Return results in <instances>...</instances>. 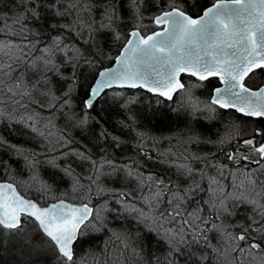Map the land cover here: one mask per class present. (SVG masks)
<instances>
[{
  "label": "trees",
  "instance_id": "1",
  "mask_svg": "<svg viewBox=\"0 0 264 264\" xmlns=\"http://www.w3.org/2000/svg\"><path fill=\"white\" fill-rule=\"evenodd\" d=\"M213 1L0 0V180L42 205L94 207L71 261L51 242L57 264H264V119L213 104L217 78L185 74L171 100L112 88L85 106L130 29L148 33L161 11L195 16ZM244 83L264 84V70ZM247 182L258 210L229 195ZM24 226L37 223L0 228Z\"/></svg>",
  "mask_w": 264,
  "mask_h": 264
},
{
  "label": "snow or ice",
  "instance_id": "2",
  "mask_svg": "<svg viewBox=\"0 0 264 264\" xmlns=\"http://www.w3.org/2000/svg\"><path fill=\"white\" fill-rule=\"evenodd\" d=\"M23 4L24 0H20ZM36 0H29V3H35ZM45 0H39L40 6L44 5ZM50 6L55 5L56 0H47ZM236 5L231 8L228 4H217L215 9H209L199 20L189 19L183 13H165L162 17L156 18V23L168 22L170 28L165 29L163 33H157L155 36H149L146 39H139L134 42L129 40L132 45L130 52L135 54L138 64L136 71H130L124 74V79L130 81V86H136L137 80L149 81L151 73L155 72L160 76V80H151L156 89H166L160 91V95H168L175 91L176 87H182L178 82L173 86L175 74L186 68H196L192 71L193 76L198 71L207 72L209 75L219 76L226 82L224 89H217V96L213 98V103H218L221 96L229 94L238 100H251V97L244 96L249 90L244 86V78L254 69L264 70V0H233ZM32 15L38 21H42L39 12L31 9ZM253 17V20H247V16ZM55 16H64V13H53ZM58 25L53 23L51 27ZM134 36L138 35L133 33ZM159 37H163L160 39ZM59 43V41H57ZM231 50V51H230ZM242 50V51H241ZM211 57V59H208ZM160 65L164 69L160 72L155 65ZM143 67V71L140 70ZM106 75L101 73V76ZM117 78L119 76L117 75ZM200 80L207 79L205 75H199ZM100 83L92 89L90 98L86 101V106L91 107L96 95L99 94ZM143 86V85H141ZM239 88V91L236 89ZM152 87L149 91H153ZM264 93V89H261ZM259 94L252 93V97H258ZM221 107L234 106V104L221 103ZM242 109L237 108V111ZM246 115L264 116V102H257L255 107L249 106ZM251 144L252 141H246ZM264 155V145L256 149ZM16 207L11 212L8 211L7 203H0V225L4 228L17 229L19 219L17 212L26 211L29 207L24 201L17 199ZM35 209V205H31ZM78 213V214H77ZM31 215L35 216L39 222L43 233L53 241L62 257L67 260L73 259L69 244L76 237V231L81 224L88 218L87 209H72L65 212L64 208L57 209L53 206L51 218L48 210L43 212L33 211ZM53 220L60 223L53 224ZM239 240H245L241 235ZM264 240V237L261 238ZM39 248V245H36ZM251 248H259V243H252Z\"/></svg>",
  "mask_w": 264,
  "mask_h": 264
},
{
  "label": "water",
  "instance_id": "3",
  "mask_svg": "<svg viewBox=\"0 0 264 264\" xmlns=\"http://www.w3.org/2000/svg\"><path fill=\"white\" fill-rule=\"evenodd\" d=\"M221 3L228 4L231 8L236 7V5L233 3V0H215L210 5L203 8L202 11L196 16H192L189 13L183 11L182 9H179L177 7H173V8H170L168 10H164V11L156 14L153 17V21L156 23L157 17H162V16H164L165 13H169V12L183 13V15L185 17H188L189 19L199 20L201 17L204 16L205 12H207L209 9H215V6L217 4H221ZM253 17H256V19L258 20V16H256L255 13H253V16H247V20L251 21V20H253ZM156 24L161 25V27L158 29H155L153 31H150V32L146 33L145 35H142V33L137 28H132L129 30V35H128L127 39L125 40L123 45L120 47L117 54L114 56L112 62L108 66L102 67L98 70V72H97V74H96V76H95V78H94V80H93V82L89 88L88 96L85 98V106H86V101L91 96L92 89L96 88L98 86V82H101L100 83V90H99V94L96 95L93 102L96 99H98L105 91L112 89V88H140V89L147 91L151 94L158 95V96L162 97L163 99L171 100L173 98V96L176 94V92L183 87V83L180 80L181 76L183 74L193 76L191 74V72L197 71L196 68H186L185 70L178 71L175 74V81L173 82V86H175V84L178 82V84L182 85V87H176L175 91H172L170 93L171 99H169L168 95H160V91H166V89H156L155 85L151 83V80H160L161 79V77L156 75L155 72H152L151 69H148V71L151 73L150 80L149 81L137 80L136 86H134V87L130 86V83H131L130 81L123 78L125 73L130 72V71H136L137 67H138V64L134 63L137 60V57L135 54L130 52V48L132 47V45H129L128 41L132 40V41L136 42L139 39H146L149 36H155L157 33H163L165 31V29L170 28V24L168 22H163V23H159V24L156 23ZM133 33H137L138 35L134 36ZM159 38L163 39V37H159ZM208 59H211V57H208ZM155 67L160 72L164 71V69L161 68V66L158 64L155 65ZM140 70L143 71V67H140ZM254 70H256V69H254ZM101 73H105L106 75L101 76ZM117 75L119 76V78H117ZM199 75H205V76H207V78L215 77V78H217V80L219 82V84L217 86H215L212 90L211 97H210L211 102L213 101V98L217 96V89H224L227 86L226 82L222 81L219 76H213V75H209L207 72L198 71V74L193 76V77L199 79ZM246 78H247V76L244 78V81ZM244 81H243V83H244ZM141 85H143V86H141ZM244 86L249 91L247 93H244L243 95L247 96V97H251V100H238L235 97L230 96L229 94H224L223 96L220 97L219 102L215 103V105H217L218 107L223 108V109H233L237 113H240V114L245 115V116H250V115L245 114V112L249 110V106L255 107L257 102H264V93H261V89H264V84L258 86L257 88H251V87L247 86L245 83H244ZM150 87H152L154 90L149 91ZM236 91H239V88H237ZM252 93H257L259 95H258V97H252ZM221 103H224V104L232 103V104H234V106L221 107L220 106ZM237 108H240L242 110L237 111ZM250 117L264 119V116L251 115ZM262 145H264V140L257 148H259ZM17 199L24 201L29 206L26 211H19L16 213L18 216V219H19V224L21 222V216L22 215H27V216L32 217L33 219L36 220L35 216L31 215V213L33 211L43 212L45 210H48L49 214H50V218H51V211L53 209V206H55L57 209L64 208L66 213L72 209H81V210L87 209L89 211V215H88V218L84 221V223H85L90 218L92 211H93V208H94L93 205L90 203H85V202L84 203H77V202L67 201L64 199H57V200L51 201L45 205H40L36 201H34L33 199L27 198L24 195H22L20 193V191H18V189L15 187V185L12 182L0 180V203L6 202L8 205V211L11 212L12 209L16 207L14 202ZM31 205H35V209H33L31 207ZM2 211H3V209H0V212H2ZM0 218H3V217L0 216ZM36 222L40 228L39 222L37 220H36ZM58 223H60V221L53 220L54 225L58 224ZM84 223L81 224L80 227L77 229L75 239H73L71 241V243L69 244V248L71 249V251H72V246L78 237L79 230L84 225ZM41 231H42V229H41Z\"/></svg>",
  "mask_w": 264,
  "mask_h": 264
},
{
  "label": "rangeland",
  "instance_id": "4",
  "mask_svg": "<svg viewBox=\"0 0 264 264\" xmlns=\"http://www.w3.org/2000/svg\"><path fill=\"white\" fill-rule=\"evenodd\" d=\"M239 188L236 190V188L233 187V191L230 192L229 195L240 194L249 198L251 201L253 200V202H255L254 207L258 210L259 205L256 204V201L253 198L255 191L253 192L254 189L251 188L249 183H244L240 190ZM255 195L259 199L260 193L258 191H256ZM259 212L260 211L257 213ZM187 221L190 222V218H187ZM37 244L39 245V248L36 247ZM232 244L233 242L228 243L232 256L235 252L239 254L241 250L237 251ZM57 253L55 252L51 241L43 235L38 226H31L29 228H26L25 226L21 227L19 233L13 235H9L6 229L0 228V264H57L54 260L58 255ZM243 253L250 256L248 251H243ZM252 256L254 255L252 254Z\"/></svg>",
  "mask_w": 264,
  "mask_h": 264
},
{
  "label": "bare ground",
  "instance_id": "5",
  "mask_svg": "<svg viewBox=\"0 0 264 264\" xmlns=\"http://www.w3.org/2000/svg\"><path fill=\"white\" fill-rule=\"evenodd\" d=\"M45 71L48 73V72H50V69H46ZM97 72H98V71H97Z\"/></svg>",
  "mask_w": 264,
  "mask_h": 264
}]
</instances>
